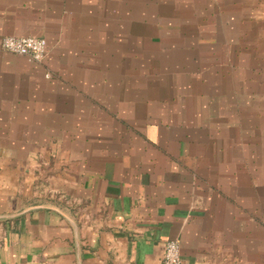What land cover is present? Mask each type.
I'll use <instances>...</instances> for the list:
<instances>
[{"label": "crops", "instance_id": "obj_1", "mask_svg": "<svg viewBox=\"0 0 264 264\" xmlns=\"http://www.w3.org/2000/svg\"><path fill=\"white\" fill-rule=\"evenodd\" d=\"M168 240L264 264V0H0V264H163Z\"/></svg>", "mask_w": 264, "mask_h": 264}, {"label": "built area", "instance_id": "obj_2", "mask_svg": "<svg viewBox=\"0 0 264 264\" xmlns=\"http://www.w3.org/2000/svg\"><path fill=\"white\" fill-rule=\"evenodd\" d=\"M2 47L8 52L27 56L33 61H41L49 55L45 38L35 36L3 37ZM163 264H183L181 246L177 240H168L163 247Z\"/></svg>", "mask_w": 264, "mask_h": 264}]
</instances>
